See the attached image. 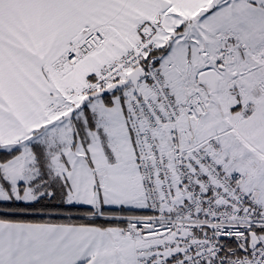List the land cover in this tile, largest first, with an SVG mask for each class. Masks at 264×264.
I'll use <instances>...</instances> for the list:
<instances>
[{"label":"snow or ice","instance_id":"6c2138e0","mask_svg":"<svg viewBox=\"0 0 264 264\" xmlns=\"http://www.w3.org/2000/svg\"><path fill=\"white\" fill-rule=\"evenodd\" d=\"M0 264H264V0H0Z\"/></svg>","mask_w":264,"mask_h":264}]
</instances>
